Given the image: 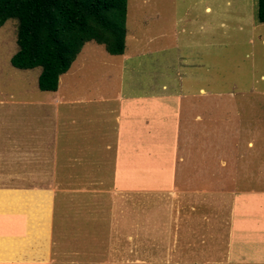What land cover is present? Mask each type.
<instances>
[{
	"label": "crops",
	"instance_id": "crops-1",
	"mask_svg": "<svg viewBox=\"0 0 264 264\" xmlns=\"http://www.w3.org/2000/svg\"><path fill=\"white\" fill-rule=\"evenodd\" d=\"M71 67L54 91L10 94L9 103L37 105L49 122L34 125L28 112L39 110L33 107L19 122L0 123V264H156L172 258L181 264H264V189L237 192L233 172L210 169L212 160L176 166L184 160L177 149L186 95L118 90L66 96L60 81ZM93 100L98 106L90 107ZM114 100L115 116L107 118ZM62 118L75 127L67 133L62 128L68 141L61 144ZM107 121L115 125L107 127ZM42 147L49 152L43 155ZM65 150L78 164L72 172L57 166ZM155 192L163 220L141 222L142 196ZM29 196L37 200L33 212L25 208ZM109 209L127 213L126 219L93 220Z\"/></svg>",
	"mask_w": 264,
	"mask_h": 264
},
{
	"label": "rangeland",
	"instance_id": "rangeland-1",
	"mask_svg": "<svg viewBox=\"0 0 264 264\" xmlns=\"http://www.w3.org/2000/svg\"><path fill=\"white\" fill-rule=\"evenodd\" d=\"M206 5L211 9L206 10ZM256 14L257 0H127L124 53L111 54L103 44L87 41L70 71L61 76L60 91L66 96L74 92L89 97L118 90L140 96L159 91L186 95L179 108L183 121L177 149L184 160L177 156L176 166L188 167L187 160L193 159L204 166L203 160H212L215 164H209L210 169L233 172L237 192L264 189V22ZM16 31V19L0 26V123L19 122L24 112L36 107L39 112L28 115L41 127L49 120H42L37 105L8 102L12 93L23 98L48 93L38 87L41 67L19 69L11 64L17 50ZM109 102L113 105L107 108V118L115 116L110 113L115 100ZM60 107L65 111L68 105ZM66 123L67 118L59 119L61 132L62 128L64 133L73 131L75 125ZM64 133L61 144L63 139L68 141ZM42 152L45 155L49 150L42 147ZM64 153L57 155L58 169L72 172L78 164L67 159V150ZM108 182H112L109 177ZM156 194L142 196L141 222L163 220L164 208L156 205ZM28 200L25 208L33 212L37 200L34 196ZM125 214L109 209L105 218L93 220L123 222ZM136 217L137 212L135 221ZM173 259H158L156 264H179V258L178 262ZM237 263L259 264L246 259Z\"/></svg>",
	"mask_w": 264,
	"mask_h": 264
},
{
	"label": "trees",
	"instance_id": "trees-1",
	"mask_svg": "<svg viewBox=\"0 0 264 264\" xmlns=\"http://www.w3.org/2000/svg\"><path fill=\"white\" fill-rule=\"evenodd\" d=\"M127 0H0V26L17 20V50L10 58L19 69L41 67L38 87L54 91L83 45L94 40L111 54L125 50ZM264 22V0H257Z\"/></svg>",
	"mask_w": 264,
	"mask_h": 264
}]
</instances>
